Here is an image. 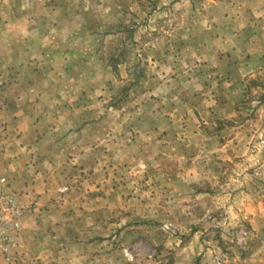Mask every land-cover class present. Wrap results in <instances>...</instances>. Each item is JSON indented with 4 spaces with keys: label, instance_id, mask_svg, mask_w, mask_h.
<instances>
[{
    "label": "rangeland",
    "instance_id": "1",
    "mask_svg": "<svg viewBox=\"0 0 264 264\" xmlns=\"http://www.w3.org/2000/svg\"><path fill=\"white\" fill-rule=\"evenodd\" d=\"M254 2L264 11V0H22L21 16H0L19 30H0L1 42L40 37L28 31L35 21L53 26L40 55L22 46L19 57L33 60L6 64L47 74L59 91L35 103L48 102L37 116L49 125L37 127L35 147L54 169L53 191L37 210L42 222L32 217L37 202L26 201L28 231L48 235L34 264H264V40L249 46L263 51L261 64L245 71L234 46L219 72L206 65L203 29L195 47L179 29L190 8L202 28L222 8L233 22L244 9L258 15ZM237 19L233 28L242 26ZM189 75L197 78L191 95ZM164 83L172 89L149 95ZM65 99L86 111H63ZM97 120L100 128L88 130ZM79 130L86 148L100 137L101 152H87L77 169L67 136Z\"/></svg>",
    "mask_w": 264,
    "mask_h": 264
},
{
    "label": "crops",
    "instance_id": "2",
    "mask_svg": "<svg viewBox=\"0 0 264 264\" xmlns=\"http://www.w3.org/2000/svg\"><path fill=\"white\" fill-rule=\"evenodd\" d=\"M20 1L22 0H0V16H21V14L17 12L19 11V7H16L19 6ZM180 3L181 5L186 3L190 4L191 0H180ZM262 5V2L257 4V6H261L260 8H257V12L259 11L258 15L256 13H250L251 10L244 9L243 12L239 14V18H236L242 24L241 27H237L238 29L233 28L235 27L234 25H237L236 19L234 22L231 21L228 13L229 10L224 8H222V15L218 19H216L217 17H214L213 13L207 15L205 24L200 28L197 25L196 20L192 17L194 15L195 17L197 16V10L190 8L189 10H185V12H188L189 14L187 23L179 29H183V33L187 36L186 43L189 47H195V45L198 44L196 33L199 31L202 32L203 29V36L206 37L205 43L207 49L205 54L207 56V66L211 65L215 67L218 65L219 72H221L230 62L228 55L230 54V51H232V47L238 46L239 51L241 50L244 52V54L241 53L243 58L239 57V63L246 66L245 71H248L249 67L253 68L252 65L256 63L261 64L263 62V51L261 49L257 50V48L252 50L249 47L252 37L255 42L262 43V40H264V11L261 9ZM53 8H50L47 11L52 12ZM177 8L178 9L173 8L171 10L175 11L177 14H181V16L184 15L185 12L180 10L179 7ZM167 11H169V9ZM30 13H37V11H31L30 9ZM45 14L47 15V13ZM11 20L15 23L9 25L4 23V21L0 24V30H15L19 32V30H16V21L13 18H11ZM42 25H44V28ZM52 29L53 26L49 22V19L35 21L33 25L28 28V31L30 33L40 32V37L36 36L34 40L27 39V41H22L21 39L0 41V176L6 177L14 190L28 193V195H23L22 199L24 201H31L34 199V201L37 202H33L34 214L32 217L34 218L39 215V222H42L43 219H45V214L43 212L37 213V210L43 205L47 196L50 197L51 192L53 191L52 188H49L51 185L49 181L53 179L54 167L47 162V155L35 147V142H37L38 139H43L42 134L38 137V134L35 133L37 127L43 126V129H46L49 125L47 116L40 119H38L37 116L38 113H41L43 110H48V102L45 107L36 105L35 103L38 96H45L46 99H48V95L51 97V95H54L59 91H55L53 88V82L48 79L47 74L46 76H38V74L34 72L21 73V71L15 70L7 71L6 64H28L29 60H33L35 56L30 58L19 57V54L22 52V46L28 47L31 51L32 49H36V54L40 55V47H43L44 44L42 36L47 37L48 32ZM52 38L53 37L51 36V40ZM173 40H175L174 37ZM51 45H53V42H51ZM45 46L46 49L50 47L48 40L46 41ZM214 47L216 49H214ZM248 47L249 49L246 52ZM230 55L232 56V54ZM208 58H210L209 60L212 61V63L208 61ZM1 65L3 66L1 67ZM215 78L216 77H214V79ZM186 82L187 80H185V83ZM196 83L197 78L195 77L194 81L192 76L189 75V82L187 84V89L190 93L189 95H191ZM158 86V89L154 88L156 92L154 93V89L152 88L149 95H157V92L163 94L164 90H171L173 84L171 83L167 86V84L164 83L159 84ZM63 91L64 95L70 97V94L64 89ZM66 102L67 100L65 99V103L61 104V109L63 111H78L81 113L86 111V103H83L82 105L77 104V106H75ZM49 109L53 110V102H50ZM80 117L81 115L77 118V122L79 121L78 125H80L78 127L79 129L84 125V121H80ZM37 119L39 120L40 125L37 124ZM64 121L67 122V119ZM77 122H75L74 125H77ZM99 122V120L93 122L94 124L92 127L89 126L88 130L91 128H100ZM74 134L72 133L67 136L68 143L73 144L74 150L76 149V153L73 154L76 157V161L73 164L70 163L69 167L76 166L77 169H80L85 158L84 156L89 155L87 152L97 150L99 145L96 144V141H99L100 137L94 139V143L92 144L93 148H86V139L85 136L83 137L80 135V130ZM75 138L77 139L75 140ZM97 151L98 153L101 152L100 150ZM36 206H38L37 209ZM27 224L28 223H25L22 229L23 233L21 234L23 236H20L18 245L19 257L14 264H34L33 258L35 255L44 250L40 248V241L43 239L46 240L48 235L40 233L37 229L28 231ZM204 257L207 258V253L204 254ZM96 258L97 257L94 258V264L98 262L96 261ZM81 260V264H85V257ZM0 264L7 263L0 259Z\"/></svg>",
    "mask_w": 264,
    "mask_h": 264
},
{
    "label": "built area",
    "instance_id": "3",
    "mask_svg": "<svg viewBox=\"0 0 264 264\" xmlns=\"http://www.w3.org/2000/svg\"><path fill=\"white\" fill-rule=\"evenodd\" d=\"M32 213V204L11 191L0 177V259L10 262L16 255L23 225Z\"/></svg>",
    "mask_w": 264,
    "mask_h": 264
}]
</instances>
